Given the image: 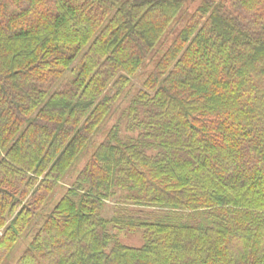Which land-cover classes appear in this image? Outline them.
<instances>
[{
  "label": "trees",
  "instance_id": "16d2710c",
  "mask_svg": "<svg viewBox=\"0 0 264 264\" xmlns=\"http://www.w3.org/2000/svg\"><path fill=\"white\" fill-rule=\"evenodd\" d=\"M194 1L0 0V264L124 101L15 264H264V0Z\"/></svg>",
  "mask_w": 264,
  "mask_h": 264
},
{
  "label": "rangeland",
  "instance_id": "374dc122",
  "mask_svg": "<svg viewBox=\"0 0 264 264\" xmlns=\"http://www.w3.org/2000/svg\"><path fill=\"white\" fill-rule=\"evenodd\" d=\"M194 2H199L196 0ZM194 2H189L186 8L183 10L181 15L177 18L175 23L173 24L170 31L164 36L162 42L160 43L159 47L157 48V52L154 57H151L149 61L142 67V69L138 72V74L133 78L132 84L130 85V92L131 94L137 91L138 89L142 88V85L147 78V75L158 61L160 56L168 49V47L172 44L178 33L181 31V28L187 22L189 17L192 15L195 7L197 4ZM183 21L182 23H178ZM178 23V24H177ZM128 101L120 102V106L116 109L115 115L111 119H107L97 130L94 137L91 139L89 144L86 148L82 151L79 155L77 160L75 161L74 165L70 168L62 182L59 183L58 187L54 191V193L50 196L46 204L40 210L38 216L35 218L32 225L27 229V231L23 234L20 240L17 242L11 253L7 256L3 264H15L23 252L29 248L31 241L41 227V225L45 222L48 215L57 205V203L61 200V198L65 195L67 189L71 187L80 173V171L84 168L88 160L90 159L93 152L96 150L97 146L104 140L107 133L112 129L113 126L116 125L117 121L121 120L123 111L127 106ZM121 133L123 137H126L128 134L125 131L124 126H122ZM132 210V208H129ZM115 211V203L114 201H110L106 204L105 209L102 212L103 217L105 218H112ZM118 241L124 245L130 247H142L145 244L144 239L142 238L141 234H131V233H122L119 235Z\"/></svg>",
  "mask_w": 264,
  "mask_h": 264
}]
</instances>
